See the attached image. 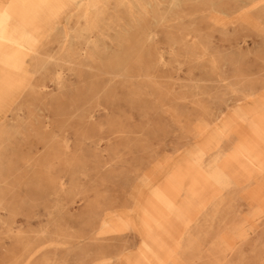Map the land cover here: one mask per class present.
<instances>
[{
	"label": "rangeland",
	"instance_id": "374dc122",
	"mask_svg": "<svg viewBox=\"0 0 264 264\" xmlns=\"http://www.w3.org/2000/svg\"><path fill=\"white\" fill-rule=\"evenodd\" d=\"M6 30L0 264H264V0L15 3Z\"/></svg>",
	"mask_w": 264,
	"mask_h": 264
},
{
	"label": "bare ground",
	"instance_id": "6f19581e",
	"mask_svg": "<svg viewBox=\"0 0 264 264\" xmlns=\"http://www.w3.org/2000/svg\"><path fill=\"white\" fill-rule=\"evenodd\" d=\"M41 1H43V0H0V49H2L3 47H6V46H10V45L13 48H15L16 51H17V49L21 48V44L12 40L8 36V32L6 30L7 13H8V11L11 10L12 6H14L15 3H19V5L21 7H23L24 9H30ZM242 157H243V155H242Z\"/></svg>",
	"mask_w": 264,
	"mask_h": 264
}]
</instances>
